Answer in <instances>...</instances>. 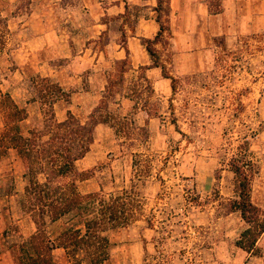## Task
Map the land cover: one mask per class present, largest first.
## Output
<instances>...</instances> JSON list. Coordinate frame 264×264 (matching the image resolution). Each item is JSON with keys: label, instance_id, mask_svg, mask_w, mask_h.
Returning <instances> with one entry per match:
<instances>
[{"label": "rangeland", "instance_id": "obj_1", "mask_svg": "<svg viewBox=\"0 0 264 264\" xmlns=\"http://www.w3.org/2000/svg\"><path fill=\"white\" fill-rule=\"evenodd\" d=\"M51 1L47 10L59 13L58 18L45 27L42 20L31 21L26 29L23 24L39 3L0 0L7 19V27L0 26V219L6 246L16 255L36 224L20 205L25 165L2 140L15 119L4 96L9 93L27 110L28 118L20 123L25 135L41 128L56 81L39 73L47 58L39 37L47 36V29L78 37L90 31L94 20L84 0ZM220 4L212 0L214 9ZM240 9L224 20L220 35L201 37L195 53L176 57L171 31L154 45L176 78L175 90L170 79L154 83L145 67L132 70L128 57L126 65L111 63L109 82L93 111H71L82 121L94 113L102 121L90 152L77 164L88 177L78 182L79 190L109 194L127 189L134 198L129 224L108 232L111 256L103 264H246L251 256V264H264V233L249 256L236 245L247 224L239 212L227 210L236 197L230 161L244 153L257 169L252 200L264 209V0H242ZM136 13L134 7L128 10L130 26ZM111 24L120 25L118 20ZM107 39L102 35L98 46ZM51 52L47 56L59 53ZM51 62L47 71L64 68L68 59ZM122 69H127L123 79ZM70 217L50 223V237L70 225ZM53 258L54 264H71L62 249Z\"/></svg>", "mask_w": 264, "mask_h": 264}, {"label": "trees", "instance_id": "obj_2", "mask_svg": "<svg viewBox=\"0 0 264 264\" xmlns=\"http://www.w3.org/2000/svg\"><path fill=\"white\" fill-rule=\"evenodd\" d=\"M156 1V20L160 28L153 39L143 38L142 43L152 66L161 68L163 77L171 80L175 90L176 78L168 73L154 48L165 32L170 31V0ZM126 7L129 8L128 5ZM0 26L7 27V19L1 10ZM127 60L119 62L126 65ZM126 71L122 69V79ZM53 84L47 104L49 109L43 112V125L29 130L28 135L23 133L20 125L28 118L27 110L20 107L9 93L4 96L15 119L2 134V140L8 141V147L17 151L25 165L26 187L20 205L34 215L36 224L35 232L27 241L17 245V256L20 264H54V249L63 248L71 264H83L84 261L103 264L111 256L112 242L108 232L129 224L134 217V198L127 189L109 194L102 189L87 194L79 190L78 182L88 177L77 164L90 152L96 127L102 121L96 118V113L82 121L71 111L65 119H57L54 103L61 98H69L70 93L57 82ZM247 156L244 153L230 161L236 176V197L229 202L227 210L239 212L247 224L236 245L252 253L264 233V209L252 200V179L257 169ZM69 216L71 224L65 226L56 238L50 237L47 226Z\"/></svg>", "mask_w": 264, "mask_h": 264}, {"label": "crops", "instance_id": "obj_3", "mask_svg": "<svg viewBox=\"0 0 264 264\" xmlns=\"http://www.w3.org/2000/svg\"><path fill=\"white\" fill-rule=\"evenodd\" d=\"M33 1L36 2V5L39 3V6L27 16L29 20L23 24L26 29L31 26L28 25L31 21L42 20L41 23L45 27L48 26L50 19L58 18L59 13L53 14L47 10L51 0ZM61 1L63 0H56L55 3L58 4ZM220 1L219 8L214 9L212 0H170L169 25L172 33V47L176 51V57L189 51L195 53L197 49L194 48L200 43L201 37L220 35L225 27L224 20L233 19L241 12L242 0ZM46 3H48L47 6ZM84 3V7L90 10L94 19L88 33L81 31L78 37H71L64 35V31L47 29L45 32L47 36L40 35L39 37L44 41L42 48L47 51V58L42 60L43 64L40 66L39 73L43 77L55 79L64 90L70 93L68 100L60 99L54 103V111L59 120L66 118L67 111H75L78 108L84 111H93L96 108L106 90L110 78L111 63L114 61L129 57L132 59L131 69L145 67L148 76L154 83H158L161 78L168 79L163 77L159 67L152 66V60L142 43L143 38L153 39L160 28L156 20V0H84ZM58 7L63 11L67 10L64 6ZM132 7L137 11L135 22H133L134 26H130L129 20L126 19L127 10ZM0 10L2 12V8ZM112 20H118L120 25L113 28ZM102 35H107L108 39L101 48L98 46V41ZM61 41L64 43L62 44ZM53 46H59L60 49L54 50ZM48 49H50V53ZM126 49L129 51L128 54ZM51 51L59 53L47 56L52 54ZM58 58H67V65L64 68H53L47 71L45 66H50L51 61ZM22 177L26 182L24 173ZM25 187L26 185H23L19 190L24 192ZM1 222L0 219V264H20L16 253L6 246L9 241L1 234L4 227ZM24 236L27 238L31 236V233ZM262 237L263 235L258 243ZM61 249L65 252L63 248H56L53 253ZM249 256H251V252ZM252 258L251 256L246 264H251Z\"/></svg>", "mask_w": 264, "mask_h": 264}]
</instances>
